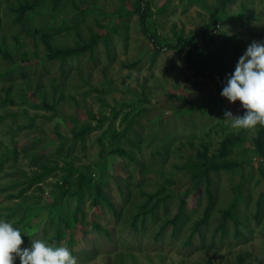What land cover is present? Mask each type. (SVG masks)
Returning a JSON list of instances; mask_svg holds the SVG:
<instances>
[{
	"label": "rangeland",
	"instance_id": "obj_1",
	"mask_svg": "<svg viewBox=\"0 0 264 264\" xmlns=\"http://www.w3.org/2000/svg\"><path fill=\"white\" fill-rule=\"evenodd\" d=\"M134 5L174 48L156 52ZM90 39L92 52L49 57L47 43ZM253 40L264 41V0H0V221L21 230V248L43 240L79 264H264L260 130L232 129L224 111L245 110L220 95ZM227 137L236 165L194 187L188 161L222 160ZM35 159L54 169L40 182ZM81 173L111 206L81 196Z\"/></svg>",
	"mask_w": 264,
	"mask_h": 264
},
{
	"label": "clouds",
	"instance_id": "obj_2",
	"mask_svg": "<svg viewBox=\"0 0 264 264\" xmlns=\"http://www.w3.org/2000/svg\"><path fill=\"white\" fill-rule=\"evenodd\" d=\"M179 63V62H178ZM221 97L230 104L240 102L243 115L224 111L223 121L230 127L256 134L264 128V41L253 40L239 57L234 73L227 78ZM21 230L12 222L0 221V264H79L67 247L32 241L30 248H21Z\"/></svg>",
	"mask_w": 264,
	"mask_h": 264
},
{
	"label": "trees",
	"instance_id": "obj_3",
	"mask_svg": "<svg viewBox=\"0 0 264 264\" xmlns=\"http://www.w3.org/2000/svg\"><path fill=\"white\" fill-rule=\"evenodd\" d=\"M230 1L231 0H218V2L221 3L222 6L226 5ZM20 8H23V7H20ZM133 12L138 16L140 31L153 44L156 52H159V51H162L165 49L170 50V49L174 48V46H176L174 44H167L165 46H160L159 43L154 40V38H153V36H152L151 32L149 31L147 24H146V21L149 17V14L147 13L148 11H146L141 6L134 5ZM126 13H128V11ZM213 24H215V22ZM45 41L47 42L46 39L44 40V42ZM180 41H182V40L180 39ZM97 42H96V40L90 39L88 42H85L82 45H77L75 47L67 48V49L66 48L65 49H53L49 46V43H47V48H48L49 54H50L49 57L51 59H60L61 61H63V59H65L67 57H72V56L76 57V56L82 55L83 53H85L87 51L92 52L94 47L96 46ZM99 125H100V123H98V122L94 125L92 123L85 124L79 131H77L74 134V136L76 138H78L79 140L84 141L86 136L91 134L93 131H95L99 127ZM263 131H264V128H261L259 133H258V138L256 139V143H257L256 149H257V152L259 153L260 156H263V152H264V145L262 143L264 141V134H263L264 132ZM234 143H235V140L230 139L228 137L222 141V143L219 147V156L222 159L220 161L214 162L213 158L208 157L204 153H198V158H197L198 161L197 162L188 161L186 168L188 169V171L191 174L190 181L194 187L198 186L203 179L209 180L208 176H209L210 172H217L220 168H225V167L228 168V167H233L234 165H236L233 162L225 161V158L228 155L230 148L233 147ZM214 159H217V158L214 156ZM32 163L35 164L36 166L38 164L39 169L41 170L40 174L37 176V178H35V182H40L43 180V178L49 177L52 174V171L54 170L50 166L47 167V165L42 163V161L40 159H35L34 161H32ZM219 163H221V165ZM67 181H68V178L63 177L64 184H66ZM83 182H85L84 185H83ZM78 183H79L78 190L81 189L80 192H81L82 197L85 196L83 188H86L87 190H89L88 196L90 197V202H91L92 206L98 207L99 204H103L105 206H111V202L109 201V198H107V196L105 197L106 193H103L104 189L103 190H102V188L100 189L96 184H94L92 179L85 177V175L81 173L78 177ZM121 193H122V191H121ZM165 197L168 198L169 195H166ZM208 198L210 201V204H209V206H210L212 203L211 194H208ZM184 205H185V200L183 198H181L179 207L183 208ZM209 206L205 210V213L209 211ZM76 210H79L78 207ZM233 210H234V205H231V207L224 212V215L228 218H230V217L232 218L233 217ZM177 219H178V216L175 217L173 222L175 223L177 221ZM92 225L97 230H102L101 226L98 223H93ZM58 240H59V237L54 239L55 242H57ZM72 241H73L72 239H69V243H71Z\"/></svg>",
	"mask_w": 264,
	"mask_h": 264
}]
</instances>
